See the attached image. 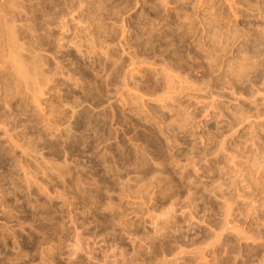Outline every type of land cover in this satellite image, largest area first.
<instances>
[{
	"label": "rangeland",
	"instance_id": "374dc122",
	"mask_svg": "<svg viewBox=\"0 0 264 264\" xmlns=\"http://www.w3.org/2000/svg\"><path fill=\"white\" fill-rule=\"evenodd\" d=\"M0 30V264H264V0H0Z\"/></svg>",
	"mask_w": 264,
	"mask_h": 264
},
{
	"label": "bare ground",
	"instance_id": "6f19581e",
	"mask_svg": "<svg viewBox=\"0 0 264 264\" xmlns=\"http://www.w3.org/2000/svg\"><path fill=\"white\" fill-rule=\"evenodd\" d=\"M202 1V0H201ZM204 2V1H203ZM1 31V30H0ZM1 37H2V35H0ZM1 43V42H0ZM4 56V55H3ZM240 68V67H239ZM21 70L20 71H22L23 72V70L22 69H24V68H20ZM24 71H25V69H24ZM23 74H26V73H23ZM168 78H170V77H167V80H168ZM169 81H170V79H169ZM171 83V82H170ZM172 86V85H171Z\"/></svg>",
	"mask_w": 264,
	"mask_h": 264
}]
</instances>
